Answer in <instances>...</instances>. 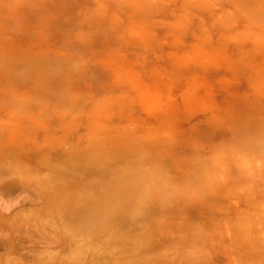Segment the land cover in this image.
Segmentation results:
<instances>
[{
  "label": "rangeland",
  "instance_id": "rangeland-1",
  "mask_svg": "<svg viewBox=\"0 0 264 264\" xmlns=\"http://www.w3.org/2000/svg\"><path fill=\"white\" fill-rule=\"evenodd\" d=\"M33 14L22 12V0H0V222L8 224L0 233V264H97L99 255L104 264H192L178 237L187 231L186 202L198 200L183 194L167 158L180 130L181 111L173 109L181 98L165 96V86L174 88L166 71L178 66L155 49L150 31L130 55L110 49L64 63L50 10L38 25ZM73 172L97 192L104 183L108 193L124 192L120 225L113 217L106 225L128 230L122 238L94 235V254L74 252L85 246L81 234L67 238L78 220L60 223Z\"/></svg>",
  "mask_w": 264,
  "mask_h": 264
},
{
  "label": "crops",
  "instance_id": "crops-1",
  "mask_svg": "<svg viewBox=\"0 0 264 264\" xmlns=\"http://www.w3.org/2000/svg\"><path fill=\"white\" fill-rule=\"evenodd\" d=\"M25 9L37 25L50 10L64 63L130 55L153 33L178 66L166 71L174 88L165 96L181 98L167 158L183 194L198 200L186 202L180 252L192 264H264V0H22ZM112 31L122 44H111Z\"/></svg>",
  "mask_w": 264,
  "mask_h": 264
},
{
  "label": "bare ground",
  "instance_id": "bare-ground-1",
  "mask_svg": "<svg viewBox=\"0 0 264 264\" xmlns=\"http://www.w3.org/2000/svg\"><path fill=\"white\" fill-rule=\"evenodd\" d=\"M75 176L77 179L78 178L77 174H75V173L72 174L71 177L73 179V182L69 183L70 188L68 187V188L64 189V191L65 190L66 191H65V193L63 191V194H64L62 196L63 198L60 199V200H62L61 203L64 201L69 202L68 210H62L63 212L61 213L60 223H66L67 224V222H68V223L72 224L74 221L78 220V223H76L78 225H76L75 230L73 232H71L69 234L70 236L68 235L67 238H68V240H70V238L72 240H74L77 237V235L81 234V236H84V238L86 239V243H85L84 248L81 250L79 249V247H78L79 250L77 248H76L77 250H74V248H71V250H72V252L74 250V252H78V253L92 252L94 254L95 250H96V248L94 247V242H93L94 241L93 239H95L94 235H96V237H99V236L101 237V236H103V234L105 232H107L111 235L114 234L115 236L120 237L122 235L124 236V234L119 235V234H121V232L123 233V232H126L128 230L126 228V231H123V230L121 231L120 230L121 226H118V227L116 226V228L113 227V229H110L108 231L107 227L109 225L108 226L106 225L107 219L109 220V217L110 218L113 217L114 218L113 220L115 221L116 225H120L119 223H121V221H122V220H120V217L121 218L123 217V215L121 213L122 211L120 208V204H122V203H120V200H121L120 197L124 192H123V190H121L122 188L120 187L119 189L117 188V190H113V192L111 191L110 193H108L107 188H105V185H104L105 183L102 184L104 188L101 186L104 192L103 191L97 192V190L90 189L89 187H87L86 182L88 180L83 181L79 184L78 181L76 182ZM82 184L85 185V188L84 189L78 188V185H82ZM72 186H74V189L72 188ZM105 192H107V193H105ZM125 192H127V191H125ZM52 209L54 210L55 207ZM91 209H92V211H91ZM123 209H124V207H123ZM50 210H51V207H50ZM77 215H80L79 217L82 218V220L79 221L80 218ZM76 216L78 219H75ZM53 218H55V216ZM113 220L111 221V223H112V225L113 224L115 225V223H113L114 222ZM108 223H110V222H108ZM63 227H64V225H63ZM66 227H67V225H66ZM112 237L113 236H110V238H112ZM122 237H120V238H122ZM116 241L117 240H115L114 242H116ZM116 249L117 250L121 249V243L120 242L117 243ZM85 255H87V254H85ZM71 258L73 259L72 256H71ZM97 259H99L97 264H104L105 260H104V257L102 255H99V257ZM67 264H78V263L71 261V263L68 262ZM89 264H95V263L90 262Z\"/></svg>",
  "mask_w": 264,
  "mask_h": 264
}]
</instances>
